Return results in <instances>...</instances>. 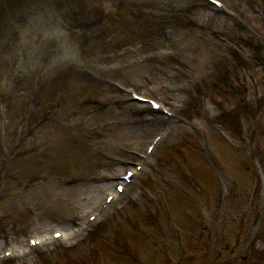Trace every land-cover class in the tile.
Listing matches in <instances>:
<instances>
[{"label": "rangeland", "instance_id": "374dc122", "mask_svg": "<svg viewBox=\"0 0 264 264\" xmlns=\"http://www.w3.org/2000/svg\"><path fill=\"white\" fill-rule=\"evenodd\" d=\"M94 1L93 6H98L101 17H98L100 22L92 25L89 33L86 30L87 28L83 26L75 28V25H71L74 21L71 23L62 9L53 4L35 14V18L39 16L47 17L45 25H50L48 36L54 39L52 30L55 29L57 35L66 40L64 48L59 47L56 42L51 46V40L47 36L36 41L37 37L35 36L39 34L40 28L35 30L34 23L44 24L37 21V19H32L33 16L29 19V22L21 25L17 42L30 47L28 55H32L34 60H31V57L28 56L27 62L25 61L21 68L19 64L9 65V56L6 51L0 53V64L7 63L6 72L3 65L2 72L0 67V75L6 79H2L1 89V102L8 117V124L6 121L4 128L7 143L5 147L13 155V164L3 176L4 193L0 199V245L3 240H6L15 246H22L24 238H26L25 235H39L55 227L70 228L72 218H82L88 210H91L94 203L108 189V177L117 175L122 164L130 159L129 156L122 154L120 149L115 146L122 141L137 145L138 138L146 132V128L138 133L139 129L137 127L134 129L131 127L127 130L128 134L132 135L130 138H124L123 132L115 135L114 129L108 124L109 121L115 120L113 111L99 107L100 101L106 98L104 97L106 91L93 88L85 77L80 76L77 72L70 71L68 67L69 62L67 60L70 57L73 59L70 62H74L76 68L77 66L93 67L101 64L104 61V56L114 54L119 48L129 49L134 43L140 46V43L144 40L145 32L143 30L138 31L137 27L139 25L136 26L131 23L133 20L129 13L121 12L120 18L114 19L117 11L111 2H105V0ZM141 1L149 7L153 5L151 0ZM227 1L242 12L254 25L259 26V20L255 18L256 15L253 11L263 10L264 0ZM106 9L111 13H106ZM192 10H195L198 15L196 20L200 22L197 23L200 27L197 28L198 32L195 34V36H198V42L194 48L195 52L189 55L183 54L182 57L186 59L188 57L187 60H191V65L188 68H182L175 74H168L169 70L165 71L163 67H159L154 75H150V70L145 64H128V66L125 64L136 58V55L130 54V58L124 59L125 63L118 58L109 61H118L123 64L119 74L117 71L116 75L121 76V79L126 83H134L142 90L146 88V81L150 84V87L154 85L153 91L161 96H170L162 91L161 85L170 76L179 77V83L176 84L179 92L185 90V93L190 95L195 94L193 91L201 88L202 85L200 84L206 80L207 76H221L222 62L220 65V60L225 59V57L213 46L228 47L227 44L231 45L230 38L235 36L237 31L234 32L233 26L220 18L209 19V10L201 6H193ZM48 12L50 16L45 15ZM22 16L24 17V15H21L20 19ZM89 18L88 16L84 17L85 20ZM110 20H121L120 22L126 25H111ZM60 22L67 25H61ZM119 27L121 28L119 29ZM77 29H80V31H77ZM199 31L203 33L201 38H199ZM157 33L161 34V30H158ZM104 38L111 43L110 46H101L104 43ZM240 38H243L241 32ZM144 46L149 45L143 43ZM35 48L38 50L35 51ZM42 51L43 53H41ZM251 53L253 54L252 51ZM258 54L257 58L260 59L261 53L258 52ZM36 61L38 63L37 67H40L31 69L30 67H33ZM176 62L181 61L176 60ZM249 64L252 63L248 62ZM252 65H245L242 68L241 64L238 65L240 73L235 75L233 80L237 81L238 77H242L246 71H249L250 75L252 72L256 74V70ZM172 68H174V65ZM191 69H193L191 76L197 74L193 80L191 76L189 77ZM72 75L78 76L74 78ZM74 83H77L78 86H73ZM21 91H26L25 96H20L23 101L19 100L21 99L19 97ZM178 94L171 92V97L176 99ZM208 94L211 98V94ZM82 98L90 103H81ZM206 100L208 101L207 98ZM194 101L196 100L194 99ZM14 102L16 105L21 104L15 107ZM207 106L212 108L210 104ZM24 113L26 114V120H22ZM183 128L186 127L178 123L174 136H177L176 132ZM187 128L192 131L191 127ZM131 129L132 131H130ZM25 137L26 141H18V139H25ZM113 143L114 147L111 149ZM166 143L169 144V141ZM109 148L112 150L114 158L107 154ZM213 148V154L219 158L220 148ZM161 152L158 153L157 157L161 155ZM187 153L190 155V150H187ZM194 162L195 158L190 156L188 161L178 162L174 168L180 166L183 171L188 172ZM153 166L154 162L147 170L148 172L141 178L142 182L151 174ZM168 175L177 184L179 181L178 176L173 171ZM159 186L164 188L165 184L160 182ZM184 187L182 189L190 192L189 187L185 185ZM246 192L249 193V191ZM246 200L248 203L253 204L255 212H257L260 205V188L255 189L254 194L251 192ZM245 209L249 214L250 208L248 205ZM229 219L230 217L225 219L227 224ZM262 227H264V224ZM222 228L220 224L218 229L222 238L217 242L219 249H221L220 246L223 242L224 245H227L225 238L229 240L228 244L231 246L234 242L232 234L236 232V230L230 228V225L227 228L229 233L228 231L223 233ZM110 239L111 236H107L105 242L109 243ZM102 241L104 242V240ZM82 247L66 253L62 258L59 251L53 252L54 249H46L47 252H41L32 259L34 262L28 260L26 262H14L13 264H55L57 258H61L57 264H77L78 261L91 264L92 246L87 243ZM144 250L149 256L151 255L150 246L144 248ZM115 251L122 252V249L117 246ZM173 252L171 253L172 261H176L175 257L178 258V255L174 250ZM107 253L106 251L101 252L99 264H102L103 261L107 262ZM50 255L51 258L48 259ZM129 260H131V264H134L132 263L131 253Z\"/></svg>", "mask_w": 264, "mask_h": 264}]
</instances>
